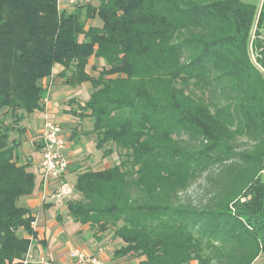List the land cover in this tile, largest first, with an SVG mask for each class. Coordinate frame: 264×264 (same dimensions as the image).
<instances>
[{
	"label": "trees",
	"instance_id": "trees-1",
	"mask_svg": "<svg viewBox=\"0 0 264 264\" xmlns=\"http://www.w3.org/2000/svg\"><path fill=\"white\" fill-rule=\"evenodd\" d=\"M55 66L91 88L65 113L117 157L64 200L121 243L112 260L264 264V0H0V264H22L35 238L18 204L35 191L26 131L8 134L44 111Z\"/></svg>",
	"mask_w": 264,
	"mask_h": 264
},
{
	"label": "crops",
	"instance_id": "crops-1",
	"mask_svg": "<svg viewBox=\"0 0 264 264\" xmlns=\"http://www.w3.org/2000/svg\"><path fill=\"white\" fill-rule=\"evenodd\" d=\"M57 72L55 73V77H53L50 86L47 89L46 100L44 104V111L39 113V125L35 133V137L29 140L26 144V148L32 146L35 143V148L33 151L38 155V159H32L34 164V170L36 176H38V183L36 187L35 195H31L25 198L20 199L22 201L21 206L27 207L31 210L33 216L35 217V221L32 224V229L35 233V238L32 240L31 237H25L31 239V251L35 255L36 258H45L48 259L54 264H67V254L70 249L78 248L87 254H95L97 255L103 264H127L125 259L121 260H112V253L113 251L120 247L121 243L116 240L112 239V236L108 234H100L95 229L89 228L87 225H79L73 222L69 224L67 223L63 217L54 210L53 205L50 207H45L44 204H41L39 199V162H40V152L37 149L38 146V137L39 131L42 123V119L45 115H47L52 120L57 121L61 125V133L68 141L67 145V157L69 161L68 172L77 167L76 161V152L75 149L82 145L83 141L78 144V136H74V134H79L80 130L77 132V127L72 124L75 122L72 120L73 118L70 114H66V102L72 98L70 91L66 90L65 92H60V87H64L65 85L62 84V80L56 76L59 73L60 68H58ZM54 75V72H53ZM55 78V79H54ZM55 91H57L55 93ZM49 93H55L56 96L53 97L52 101L50 102L47 98ZM80 102V101H79ZM78 102V103H79ZM82 105L83 103L80 102ZM26 120L25 119V136L28 133L26 129ZM73 129L69 130L68 129ZM72 131V132H71ZM85 133V132H84ZM92 133L87 134L84 139L88 138L89 135ZM93 135V134H92ZM76 138V139H75ZM76 145V146H75ZM70 154H74L73 157ZM79 164V163H78ZM54 210V211H52ZM71 225V226H70ZM109 241L108 245L105 248L100 247L103 241ZM110 243L116 244L112 246Z\"/></svg>",
	"mask_w": 264,
	"mask_h": 264
},
{
	"label": "rangeland",
	"instance_id": "rangeland-1",
	"mask_svg": "<svg viewBox=\"0 0 264 264\" xmlns=\"http://www.w3.org/2000/svg\"><path fill=\"white\" fill-rule=\"evenodd\" d=\"M242 2L244 3H250V4H258L259 0H242ZM91 24H93L94 26H100L101 23L98 20H95L93 22H90ZM91 62H94L93 59H91ZM59 67L55 66V68L53 69L54 71V75L57 72V70ZM55 79V78H54ZM61 89V93L65 92L66 90L70 91L71 96H73L72 98L74 99H69L65 104H66V110H77V105H81V103H85L89 100V96L91 93V88L88 84H82L79 86H76L74 88L70 87V86H64V87H60ZM57 91H55L56 93ZM55 93H49L47 98L49 99V101L51 102L53 97L56 96ZM80 101V102H79ZM79 102V103H78ZM73 119V121L75 122L74 124H72V128L73 125H75L77 127V132L78 130H80V132H78L79 134H74V136H78V144H80L82 141V145H79V147L77 149L74 150V152H76V158L78 159V161H76V165L78 167V172H76L74 169H72L69 174L66 176V181L69 185L74 186L75 182H76V177L77 174L85 171V170H89V169H98V168H102V167H110L112 166L116 161H117V157L116 154H111L108 156H103L101 151H98L97 149H95L94 145H95V141H96V136L93 134L89 135L88 138L84 139V137L87 136V134L91 133L92 131V126H93V120L88 119V118H78L77 116L74 115H70ZM26 120V129L28 131V133H26L25 139L24 136L21 135V140L22 145L20 148V161L23 163L26 162H30L31 163V168L32 170H34V164L32 159H38V155L33 151L35 148V143L32 144V146L26 148V144L29 140L33 139V137H35V133L36 130L38 128L39 125V113H32L30 115H25L24 113L20 114V117L18 118L19 120H17V122L14 124V130L9 131V138L10 140L17 138L18 136V132H17V128H23L25 125V119ZM74 126V128H75ZM68 129L69 130H73V129ZM72 132V131H71ZM85 132V133H84ZM63 135V133H62ZM76 139V138H75ZM67 145H68V141H67ZM76 146V145H75ZM34 148V149H33ZM68 152V151H67ZM71 157L74 156V154H70ZM79 163V164H78ZM37 183H38V176H36L35 179V189L37 187ZM36 190L34 191L33 195H35ZM77 199V195H73L71 198H69L68 201L71 200H75ZM67 201H64V203L62 204L61 202H57L54 203L53 207L54 210L59 213L63 219L71 224L72 221L71 219L67 216V210L65 208ZM22 201H18V204L21 205ZM23 205V203H22ZM52 210V211H54ZM71 226V225H70ZM108 240L107 241H103L102 244L100 245V247L105 248L108 245ZM112 246L116 245L113 243H110Z\"/></svg>",
	"mask_w": 264,
	"mask_h": 264
},
{
	"label": "built area",
	"instance_id": "built-area-1",
	"mask_svg": "<svg viewBox=\"0 0 264 264\" xmlns=\"http://www.w3.org/2000/svg\"><path fill=\"white\" fill-rule=\"evenodd\" d=\"M88 0H58L72 5ZM41 144L39 162V199L41 204L57 203L69 199L74 192L73 186L66 181L68 172L67 140L61 133V125L47 115L42 119L39 131ZM67 264H103L95 254L72 248L67 254ZM22 264H54L43 257L36 258L31 251V245L23 257Z\"/></svg>",
	"mask_w": 264,
	"mask_h": 264
}]
</instances>
